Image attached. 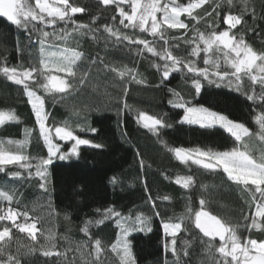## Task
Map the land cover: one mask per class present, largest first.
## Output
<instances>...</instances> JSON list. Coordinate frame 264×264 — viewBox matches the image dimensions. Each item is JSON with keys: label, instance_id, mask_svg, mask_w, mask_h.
Here are the masks:
<instances>
[{"label": "trees", "instance_id": "obj_1", "mask_svg": "<svg viewBox=\"0 0 264 264\" xmlns=\"http://www.w3.org/2000/svg\"><path fill=\"white\" fill-rule=\"evenodd\" d=\"M170 1L160 0L161 4ZM31 2L34 6V0ZM175 2L187 5L190 0ZM69 3L85 9L83 14H76L73 19L77 24L89 25L91 31L73 32L71 22H58L44 30L53 33L50 38L52 44L60 48L70 47L84 54L86 59L78 62L73 80L77 91L61 99L62 94L45 92L34 82L29 83L44 100L45 123L52 128V135L55 127L67 126L74 135L101 147L82 145L78 148V155L69 156L68 160L54 157L47 170L46 191L40 188L41 180L35 174V167L31 176L18 165H7L6 171L0 172V190L14 195L11 202L0 200V215H5L10 207L21 213L26 211L29 214L27 221L21 215L16 222L36 223L37 228L36 239L32 240L27 232L21 233L15 228L12 221H0V230L10 228V238L0 241V247L4 249L0 259L6 260L11 254L21 264H120L122 253L113 251L111 245L116 242L121 229L117 227L115 218H104L105 210L114 208L124 219L131 217L134 220L139 214L147 218L142 230L137 224L128 236L136 264H175L177 257L165 250V240L171 237H165L163 222L182 223V230L177 236L180 264H217V261L223 264V258L215 252L221 244L219 238L213 241L214 248L209 252L208 238L202 237L195 227V212L201 208V199L206 201V210L236 226L242 243L248 239L264 241V220L258 219L261 223L259 229L249 227L255 211L253 190L244 191L229 181L222 170L207 171L190 161L182 163L169 150L201 147L227 151L238 145L230 134L217 126L205 129L180 123L183 109L172 107L170 100L204 106L241 122L250 129L252 135L249 137L252 136L259 146H264V141L258 136L260 127L255 121V117L264 111V105L259 100L247 99L253 87L259 95L260 86H252L251 81L244 77L237 91L235 87H229L227 81L217 87L201 77L202 89L197 94L191 83L192 74L186 68L171 71L169 78L162 82L165 61L146 50L141 52L142 45H131L127 41L116 43V38L110 37L104 30V26L109 25L133 39H154L138 28H124L120 24L116 4L105 6L100 0H69ZM121 6L125 11L129 9V5ZM229 11L238 16L243 14L242 23L231 29L230 34L237 39L243 36L245 43L254 51L264 52V0H233L231 5L227 0H207L201 8L194 10L199 22L182 15L181 20L188 28L167 29L166 35L186 36L192 40L197 31L210 34L213 30H228L224 15ZM216 12L220 15L217 16ZM38 27L44 28L43 25ZM65 32L71 33V37L57 39ZM37 37L38 34L33 32L30 43L27 31L0 17V66L39 68ZM155 39L157 50L162 51L164 42L158 37ZM175 43L180 45L178 49L171 46ZM193 46L184 40H170L169 44L173 55L185 62L195 60L197 67H209L211 71L212 66L204 64L203 52L199 57L189 55ZM200 47L204 45L201 43ZM209 55L213 60L220 56L216 52ZM94 60L96 64L92 63ZM221 64L223 67L222 60ZM104 65L121 70L132 69L144 83L137 84L131 74L120 78L105 69ZM84 72H88L89 76L86 83L80 85L79 79ZM37 79L44 83L42 77ZM125 88L128 89L127 95ZM0 111L14 112L18 118L15 121L6 120L0 125V142L15 151L17 145H8L9 140L26 141L21 150L32 158L33 165L46 159L48 148L40 135L23 85L12 83L3 74H0ZM140 112L162 119L171 127L161 128L159 134L154 135L138 123ZM91 128L97 129V132L92 133ZM53 140L60 145L62 153H68V143L55 139L54 135ZM17 171L21 172V178L10 179L11 173ZM178 176H192L195 182L185 189L175 183ZM113 178L116 183L112 182ZM86 224L88 235L81 231ZM49 236L52 238L48 239ZM96 239L102 242L99 253L92 246ZM184 241L189 242L187 257L182 250ZM44 250L62 255L45 257Z\"/></svg>", "mask_w": 264, "mask_h": 264}, {"label": "snow or ice", "instance_id": "obj_2", "mask_svg": "<svg viewBox=\"0 0 264 264\" xmlns=\"http://www.w3.org/2000/svg\"><path fill=\"white\" fill-rule=\"evenodd\" d=\"M206 2L207 0H190L187 5H179L176 4L175 0H171V3L163 4H161L160 0H100V3L105 6L110 4L117 5L120 24L124 28H138L140 32L148 33L154 38L151 41L142 38L133 39L130 35L121 33L119 30H114L112 26H104V30L109 36L116 38V43L127 41L131 45H142L141 52L146 50L153 56H159L160 60L165 61L161 78L162 82L169 78L171 71H179L186 68L187 72L192 74V86L195 88L196 93L199 94L202 89L201 77L207 80L209 84H215L217 87H220L221 84L227 81L228 86L235 87L237 91L240 90L244 77H247L251 81L252 86L259 85L261 88V93L257 95L253 87V92L247 95V99L249 101L259 100L264 105V52L258 53L254 51L250 45L245 43L243 36L237 39L230 34L231 29L236 28L237 25L242 23L243 14L238 16L229 11L224 15V23L228 25V30L225 31L216 32L213 30L210 34L197 31L196 36L192 40H188L186 36L168 37L166 35L167 29L188 28V25L180 19L182 14H187L193 20L199 22L198 17L194 15V10L201 8ZM232 2L233 0H227L228 5H231ZM121 5H130L131 12L125 11V8ZM217 7L221 6L217 5ZM84 11V8L69 3V0H34V6L31 0H0V17L6 18L12 25L27 31L30 43L32 42L33 32L38 34L40 67L30 66L19 69L18 67H9L5 64L4 66H0V74L6 76L9 81L16 85H23L24 93L28 98L36 123L39 126L40 135L48 148V157L41 159L39 163L33 165L31 163L32 158L21 150L26 141L9 140L7 142L8 145H17V150L15 151L10 150L4 143L0 142V172L6 171L7 165H18L20 169L28 171L29 176H31L32 169L35 167V174L41 180L40 188L45 191L47 190L48 166L52 164L54 157L66 160L70 155H78V148L82 145H90L94 148L101 147L100 144L93 143L88 139H81L74 135L67 126L55 127L54 131L57 139L61 141H74L69 152L62 153L60 145L54 143L52 128L46 126L47 114L44 112V100L41 96L37 95L34 87L29 83L30 81L34 82L36 86L43 88L45 92L60 93L62 94L61 99H63V96L71 95L72 92L77 91L73 80L79 67L78 62L86 59L84 54L70 47L60 48L58 45L52 44L50 38L53 36V33L44 29L54 26L58 22H71L74 25L73 32H80L84 29L91 31L89 25L77 24L73 19L76 14H83ZM157 13L161 15L157 16ZM208 15H212V13H208ZM216 15L219 16L220 12H216ZM113 20H115V17H113ZM39 25H43L44 28L38 27ZM71 35V33L65 32L64 35L58 36L57 39L66 40ZM157 37L164 42L162 51L157 50V41L155 39ZM170 40H184L186 44L194 45L189 55L199 57L200 52H203L205 54L204 64L206 66L211 65L212 70L210 71L209 67H197L195 60L185 62L181 57L173 55L169 48ZM201 43L204 45L203 48L200 47ZM171 46L177 49L180 47L178 43ZM213 51L222 53V57L217 55L213 60L209 55ZM221 60L223 61V67ZM92 63L96 64V61L94 60ZM104 67L120 78L131 74L137 84L144 83L142 79L137 78L136 73L132 69L108 68V65H104ZM157 67L159 68V66ZM53 71L66 73V77L52 75ZM88 76L89 73L84 72L83 76L79 79V84L84 85ZM37 77H42L44 83H41ZM127 92L128 89L125 88V95H127ZM174 95L178 96L179 94L174 93ZM169 104L172 107L183 109L184 115L179 121L182 124L199 126L205 129L219 125L229 132L237 142H240L245 136L252 135L250 129L243 123L233 121L228 116L210 110L207 107L190 105L189 102L182 100H170ZM17 119L14 112L0 111V125H3L6 120L15 121ZM137 121L154 135H158L161 128L171 127V125L166 124L162 119L146 115L144 112L139 113ZM255 121L260 127V132L258 133L259 139L264 141V111L255 117ZM90 131L96 133L97 129L91 128ZM244 148L245 150L243 151L235 147L227 151H214L211 148L203 149L201 147H175L169 150L182 163L187 164L191 161L192 164L207 171L222 170L229 181L240 186L246 192H252V188H254L252 200L255 203V211L252 214V223L249 227L259 229L261 228V223H258V219L264 220V156H261L257 160L249 151L248 145H245ZM20 178L21 172L19 171L13 172L10 175V179ZM112 182L116 183L115 178H113ZM194 182L192 176H178L175 180L176 184L185 189L190 188ZM13 199L14 195L10 194L9 191L0 190V200L11 202ZM163 199L167 200L169 198L164 197ZM200 205V210L195 212L194 223L195 227L202 233V237L208 238L206 244L209 252L214 248L213 241L219 238L221 244L218 248H215V252L219 253L223 258V264H264V241L258 242L254 239H248L242 243L240 237L237 235L235 225L225 222L206 210V201L204 199L200 200ZM153 208H155L154 201ZM156 214L159 215L158 212ZM21 215L27 221L29 217L28 212L21 213L10 207L5 215H0V221H12L13 226L21 233L27 232L32 240H35L36 223H17V217ZM109 217L115 218L117 227L121 229L116 242L111 245L113 251L119 250L122 253L120 255V264H136L128 236L130 230H135L137 224L142 230L146 226L147 218L143 214H139L134 220L131 217L124 219L122 218V214L114 208L105 210L104 218L107 219ZM247 218L245 216L246 220ZM129 220H131L130 225L128 224ZM97 223H103V221H98ZM162 228L165 237H171L170 240H165V250L171 251L173 256L177 257L175 264H180V250L177 248V236L182 230V223L163 222ZM81 231L85 235H88L87 224ZM5 238H10L9 227H3L0 230V241H4ZM51 238V236L48 237V239ZM202 242L204 241L202 240ZM183 245V255L187 257L189 256V242L184 241ZM92 246L99 253L102 249L101 240L96 239ZM3 253V247H0V256ZM43 255L48 257L62 254L51 250H44ZM0 264H21V261L9 254L6 260L0 259ZM217 264H219V261H217Z\"/></svg>", "mask_w": 264, "mask_h": 264}, {"label": "rangeland", "instance_id": "obj_3", "mask_svg": "<svg viewBox=\"0 0 264 264\" xmlns=\"http://www.w3.org/2000/svg\"><path fill=\"white\" fill-rule=\"evenodd\" d=\"M167 3H171V1L170 2H167ZM127 12H131V7H130V5H129V9L127 10ZM161 14L160 13H157V16H160ZM182 15H187V14H182ZM181 15V16H182ZM188 16V15H187ZM180 19H181V17H180ZM125 23H127V21H125ZM166 27V26H165ZM213 52H215V51H213ZM218 54H220V56L222 57V53H218ZM52 73H54V74H56L57 72H55V71H53ZM58 74H60V75H58V76H66V73H63V72H60V73H58ZM217 127H219V128H221V129H223L225 132H227L224 128H222V127H220L219 125H217ZM228 134H230L229 132H227ZM53 135H54V138L55 139H57L56 137H55V131H53ZM231 135V134H230ZM232 136V135H231ZM233 137V136H232ZM252 137V136H251ZM251 137H249V136H245V137H243V139L240 141V142H237V146H236V148H239L241 151H243V150H245V148H244V146L245 145H248V149H249V151L251 152V154L253 155V157L254 158H256L257 160H259V158L261 157V156H264V146H259V144H257V143H255V141L251 138ZM234 138V137H233ZM235 139V138H234ZM57 140H59V139H57ZM61 141V140H60ZM62 142H64V143H68L69 144V146H68V152H69V150L71 149V147H72V144L74 143V141H62ZM254 143V144H253ZM70 156H75V155H70ZM69 159V158H68ZM68 159H66V160H68ZM61 160V159H60ZM191 162V161H190ZM252 190L254 191V188H252Z\"/></svg>", "mask_w": 264, "mask_h": 264}]
</instances>
